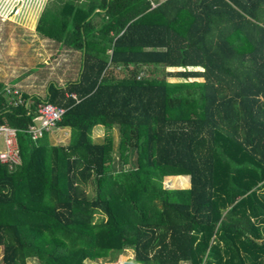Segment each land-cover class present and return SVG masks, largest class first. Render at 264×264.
<instances>
[{"label": "trees", "instance_id": "obj_1", "mask_svg": "<svg viewBox=\"0 0 264 264\" xmlns=\"http://www.w3.org/2000/svg\"><path fill=\"white\" fill-rule=\"evenodd\" d=\"M35 31L76 75L19 89L28 113L0 81L19 153L0 160V264H264V0H46ZM39 101L65 108L66 143L26 131Z\"/></svg>", "mask_w": 264, "mask_h": 264}, {"label": "rangeland", "instance_id": "obj_2", "mask_svg": "<svg viewBox=\"0 0 264 264\" xmlns=\"http://www.w3.org/2000/svg\"><path fill=\"white\" fill-rule=\"evenodd\" d=\"M12 0H5V7L0 11V81L9 85V81L14 79L12 87L21 89L29 95L37 94L44 97L46 83L49 80H55L57 83H64L65 79L73 78L76 75V66L72 64L73 58L68 51L60 49L55 51L51 46V42L41 38L35 31L34 25L30 26L23 22L22 7L25 0H18L20 11L17 15L8 12L13 8L14 2L10 6ZM30 1V0H28ZM10 6V7H9ZM15 7V6H14ZM9 8V9H8ZM33 11L38 18L40 9H34V2H29L25 9ZM13 15V17H12ZM36 21V20H35ZM35 23V22H34ZM197 70L198 67H167L166 71L175 72L179 70ZM113 75L119 76L120 72L117 68L112 70ZM140 76H158L162 75L161 68L154 66H141ZM170 81L183 80L182 77L168 75ZM201 80V78H197ZM31 99V97H29ZM32 100V99H31ZM106 135L113 137L114 145L118 138L116 129H105L103 126H94L92 128V137L103 139ZM69 137L68 129L55 128L50 130L49 139L54 143H66ZM3 148V138L0 136V149ZM118 166V165H117ZM183 178V179H182ZM177 178L175 182L165 176L162 180L163 187L169 189L188 188L189 179L187 175ZM178 180V181H177ZM180 181H183L180 185ZM1 256V246H0ZM132 256V251L127 249L122 254L121 259ZM89 264H114L103 259L87 261ZM27 264H37L34 258L27 259Z\"/></svg>", "mask_w": 264, "mask_h": 264}, {"label": "built area", "instance_id": "obj_3", "mask_svg": "<svg viewBox=\"0 0 264 264\" xmlns=\"http://www.w3.org/2000/svg\"><path fill=\"white\" fill-rule=\"evenodd\" d=\"M21 1V0H20ZM13 8L8 12L17 15L20 11L18 0L13 1ZM15 6V7H14ZM13 85H5L4 91L9 96L8 103L12 105L24 104L27 113L31 109L32 100L30 98L24 99L19 89L12 87ZM74 97V94H70ZM35 114L26 129L31 137L36 139L41 136L44 130L52 129L58 120L63 115L65 108L55 105L48 101H39L35 104ZM17 130L7 124H0V136L3 138V148L0 149V160L8 162L9 164H16L19 162L18 145L16 140Z\"/></svg>", "mask_w": 264, "mask_h": 264}, {"label": "crops", "instance_id": "obj_4", "mask_svg": "<svg viewBox=\"0 0 264 264\" xmlns=\"http://www.w3.org/2000/svg\"><path fill=\"white\" fill-rule=\"evenodd\" d=\"M14 0H12L11 2H10V6H11V4H12V2H13ZM29 2H31V0L30 1H28V0H25V1H23V4L25 5L24 6V8H23V12H22V15H21V17L23 18V22L26 24V19H28L27 18V10L25 11V9L27 8V6H28V3ZM45 2H46V0H43V2H42V5H41V11H42V9H43V7H44V5H45ZM35 4H36V2H34V6H35ZM9 6V7H10ZM5 7V5H2L1 7H0V11L3 9ZM9 9V8H8ZM37 19L38 18H36L35 20H34V22L32 23V25H30V26H33V24H35L36 25V22H37ZM35 25H34V29H35ZM55 51H60V49L58 48V47H55ZM10 83L9 84H13L14 83V79H12V80H10L9 81ZM6 82H4V84H5Z\"/></svg>", "mask_w": 264, "mask_h": 264}]
</instances>
